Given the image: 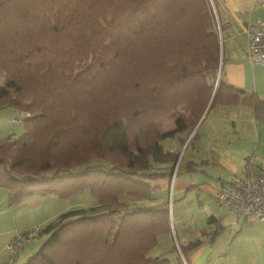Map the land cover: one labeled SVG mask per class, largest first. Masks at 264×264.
I'll return each instance as SVG.
<instances>
[{
    "label": "trees",
    "instance_id": "obj_1",
    "mask_svg": "<svg viewBox=\"0 0 264 264\" xmlns=\"http://www.w3.org/2000/svg\"><path fill=\"white\" fill-rule=\"evenodd\" d=\"M221 66L208 0H0V109L30 113L17 138L0 140L8 202L83 192L97 200L44 224L47 237L23 264H172L153 254L171 233L153 181L176 159L160 141L189 134L224 100ZM238 93L264 113L258 95ZM169 114L175 127L161 132L154 120ZM89 118L100 125L98 149L123 165L58 158L71 131L92 129Z\"/></svg>",
    "mask_w": 264,
    "mask_h": 264
},
{
    "label": "crops",
    "instance_id": "obj_2",
    "mask_svg": "<svg viewBox=\"0 0 264 264\" xmlns=\"http://www.w3.org/2000/svg\"><path fill=\"white\" fill-rule=\"evenodd\" d=\"M213 1L224 100L209 107L189 134L179 132L161 141L176 159L161 165L169 175L153 181V196L166 200L168 210L170 205L171 233L159 237L153 254L172 264H264V222L236 218L213 198L232 176L254 178L264 168V113H256L238 93L251 92L264 101V65L247 57L245 34L246 25L264 22V0ZM16 115L15 110L10 114L12 121ZM206 121L208 129L202 131ZM96 204L95 198L82 203L80 194H33L9 204L8 190L0 185V264L6 262V246L17 232ZM32 249L31 243L24 245L8 264H23Z\"/></svg>",
    "mask_w": 264,
    "mask_h": 264
},
{
    "label": "built area",
    "instance_id": "obj_3",
    "mask_svg": "<svg viewBox=\"0 0 264 264\" xmlns=\"http://www.w3.org/2000/svg\"><path fill=\"white\" fill-rule=\"evenodd\" d=\"M245 34L247 57L252 63L264 65V22L246 25ZM22 119L23 115L17 113L13 121L21 123ZM213 198L219 205L233 212L236 218L240 216L264 222V168L254 178L232 176L217 187ZM42 228L43 225H35L17 232L6 246L9 254L4 264L10 263L24 245L38 237Z\"/></svg>",
    "mask_w": 264,
    "mask_h": 264
},
{
    "label": "rangeland",
    "instance_id": "obj_4",
    "mask_svg": "<svg viewBox=\"0 0 264 264\" xmlns=\"http://www.w3.org/2000/svg\"><path fill=\"white\" fill-rule=\"evenodd\" d=\"M208 2L213 11L215 22H216V27L218 30V25H217L216 16H215V9H214L215 2L213 0L212 1L208 0ZM5 78H6V74L0 73V86L3 84ZM124 107H125V104H124ZM124 107H121L120 109ZM12 113H14V110L12 108L0 109V140L5 139V138H8V139L17 138L19 134L22 131H24V128H23L24 121L23 120L26 117H30V113L27 111H17V113H21L23 115L22 122L21 123L13 122L11 120L12 117L10 118V114ZM157 118L158 117H156L154 121H155V124L159 127L161 132L169 130V127H172L174 125V116L171 114L165 115L161 117L159 120ZM89 119H90L92 129H90L89 127V129H85L86 132L84 133L82 132L78 133L79 130H77L76 128L73 131H71L70 133H71L72 143L70 142L69 145L66 144L64 146L65 149L64 151H61V153L58 154L59 155L58 158L62 159L63 162H69V159H68L69 157L71 158L73 157V159L77 160L79 156L80 160L84 159L85 161H87L88 159L92 160V159L101 157V158L107 159L109 162H113L114 164L123 165L124 162H126V159L122 155L117 154V153L110 154L105 151L103 152V150L98 149V145H97L98 135L96 134L95 130L100 128V125L93 118H89ZM208 125H209V121H206L201 130L202 131H205V129L207 130ZM156 138H157V134L154 135V133L152 132L150 135H147L143 141L144 143L150 144ZM89 142H90V145L88 144ZM166 142L163 141V143L167 144ZM72 144H73V148H72ZM74 154H78V156L75 157L76 155L74 156ZM78 194H80V201L84 204L87 203V201L90 200V198L94 200V197L89 195L86 192L78 193ZM46 237L47 236L44 237L40 235L31 242V246H33V249L31 250V253L29 255H32L38 250L39 246L42 244L43 240Z\"/></svg>",
    "mask_w": 264,
    "mask_h": 264
},
{
    "label": "water",
    "instance_id": "obj_5",
    "mask_svg": "<svg viewBox=\"0 0 264 264\" xmlns=\"http://www.w3.org/2000/svg\"><path fill=\"white\" fill-rule=\"evenodd\" d=\"M209 107H210V104L207 106V108H206L205 112L203 113V116L201 117V119L199 120V122H198V123H200V122H201V120L203 119L204 115H205V114H206V112L208 111Z\"/></svg>",
    "mask_w": 264,
    "mask_h": 264
}]
</instances>
